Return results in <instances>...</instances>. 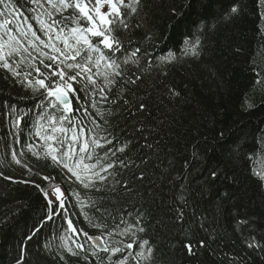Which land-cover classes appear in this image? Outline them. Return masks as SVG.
Returning <instances> with one entry per match:
<instances>
[{"label":"trees","instance_id":"obj_1","mask_svg":"<svg viewBox=\"0 0 264 264\" xmlns=\"http://www.w3.org/2000/svg\"><path fill=\"white\" fill-rule=\"evenodd\" d=\"M233 5L238 12L223 18ZM129 24L118 33L125 48L141 49V65L152 62L137 93L148 100L149 111L132 119L116 105H99L112 110L105 127L115 138L114 147L132 140L131 151L117 154L138 165L123 170V179L134 189L127 197L112 199L107 188L84 189L53 164L44 141L35 135L42 97L0 69V264H17L21 257L23 264H97L93 251L107 264L108 254L94 249L83 235H101L86 215L100 223L101 213L90 204L104 197L108 199L97 207L107 210L103 222L110 228L127 212L132 215L125 218L132 222L137 212L145 214L140 225L145 231L137 236L149 241L153 253L141 264H264V249L245 243L255 237L264 245V182L257 175H264V3L141 0ZM196 41L199 55H185ZM127 67L137 72L134 65ZM169 88L179 95H171ZM12 114L22 117L15 135L10 134L16 131ZM143 136L152 149L141 147ZM49 143L57 147L55 141ZM141 172L142 181L136 179ZM49 185L62 188L76 233L67 230L60 216L47 218L44 191ZM73 193H79L83 208ZM112 239L130 242L128 237ZM189 243L194 254L185 247ZM64 245L80 255H71ZM132 251L138 248L134 245Z\"/></svg>","mask_w":264,"mask_h":264},{"label":"snow or ice","instance_id":"obj_2","mask_svg":"<svg viewBox=\"0 0 264 264\" xmlns=\"http://www.w3.org/2000/svg\"><path fill=\"white\" fill-rule=\"evenodd\" d=\"M140 3L141 0H0V69L13 77H20V83L26 82L25 86L34 95L42 97L35 135L44 141L53 164L66 169L84 189L100 192L107 188L113 193L112 199L122 194L125 197L134 194L130 182L123 179V170L138 165L130 156L125 155L122 159L117 155L131 151L132 140L114 147L115 138H109L112 133L105 127L109 124L108 116L112 115V110L102 109L99 105H116L132 119L149 111L148 100L137 93L145 84L144 72L151 68L152 62L141 65L142 54L138 56L141 49L136 47L129 52L118 35L120 31L129 29V17L137 13ZM238 10L237 6H231L223 18H230ZM31 21H35L36 27ZM197 44L198 41L192 42L191 48L185 50L184 54L198 56ZM129 65H134L140 74L133 72L127 67ZM114 89H117L115 94ZM169 93L179 95L171 88ZM50 109L55 111L51 112ZM55 112L60 115L57 117ZM78 113L81 114L79 118ZM21 118L18 114L11 115V127L16 130L10 131L11 135L18 132ZM136 131L143 132V128ZM142 138L145 141L142 148L154 147L147 143L148 136ZM49 141H55L57 147H53ZM32 147L28 145L29 150ZM97 149L101 150L102 155L98 154ZM12 159L17 164L21 163L15 152H12ZM257 175L264 182V175ZM44 179L48 180L49 177ZM136 179L142 181L143 172ZM49 187L50 192L44 191L50 209L47 218L52 220L60 216L66 221L67 230L76 233L77 229L66 213L64 193L58 185ZM73 195L83 208L84 202L80 200L79 193ZM107 199L104 197L90 204L101 213L100 223H94V218L85 214L93 227L101 229V235L91 236L87 232H83V235L89 241L99 242L92 247L108 254L107 264H130L131 261L141 264V259H151L153 249L149 241L140 240L137 236L138 232L145 231L140 226L145 214L137 212L132 222L125 218L132 215L127 212L120 216L115 227L110 228L103 222L107 210L97 207ZM105 236L108 239L103 238ZM115 236L128 237L130 242L113 240ZM28 239H32V236ZM245 243L248 248L264 249V245L255 237ZM134 245L138 248L136 252L132 251ZM199 245L205 247V242L201 240ZM64 247L73 256L85 251L84 245L79 243H76V247L80 252L67 245ZM185 247L189 254H194L192 244H185ZM117 254L119 257L113 261L112 257ZM91 255L97 257V264H104L96 251ZM84 259L87 260V256ZM17 264H23V257L18 259Z\"/></svg>","mask_w":264,"mask_h":264},{"label":"water","instance_id":"obj_3","mask_svg":"<svg viewBox=\"0 0 264 264\" xmlns=\"http://www.w3.org/2000/svg\"><path fill=\"white\" fill-rule=\"evenodd\" d=\"M91 236H94V235H91ZM90 242L92 243V245L95 243H99L98 241H90ZM97 250H99V249H97Z\"/></svg>","mask_w":264,"mask_h":264},{"label":"rangeland","instance_id":"obj_4","mask_svg":"<svg viewBox=\"0 0 264 264\" xmlns=\"http://www.w3.org/2000/svg\"><path fill=\"white\" fill-rule=\"evenodd\" d=\"M61 189V188H60ZM61 191L63 192V190L61 189ZM48 192H50V190L48 191Z\"/></svg>","mask_w":264,"mask_h":264}]
</instances>
